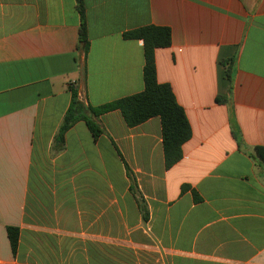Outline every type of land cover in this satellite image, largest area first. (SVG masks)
<instances>
[{"label":"crops","instance_id":"crops-1","mask_svg":"<svg viewBox=\"0 0 264 264\" xmlns=\"http://www.w3.org/2000/svg\"><path fill=\"white\" fill-rule=\"evenodd\" d=\"M83 1L87 51L76 0H0V264H264V0ZM146 26L172 33L155 60L192 129L182 159L166 168L160 118L119 111L54 154L72 85L93 107L144 91L124 34Z\"/></svg>","mask_w":264,"mask_h":264},{"label":"trees","instance_id":"trees-1","mask_svg":"<svg viewBox=\"0 0 264 264\" xmlns=\"http://www.w3.org/2000/svg\"><path fill=\"white\" fill-rule=\"evenodd\" d=\"M76 1L81 17L79 39L82 49L87 51L89 38L84 1ZM124 38L143 41L145 56L144 91L102 106L93 107L85 105L80 100L77 88L72 85L70 87L71 102L55 135L53 153H60L65 149L66 134L78 122H85L94 139H98L104 134V130L97 123V120L102 115L119 111L130 128H135L154 117L160 118L165 166L170 169L182 159V147L192 137V129L186 112L177 102L172 87L169 84H160L157 80L155 52L157 49L171 46V30L165 27L146 26L125 33ZM226 74L231 84L230 68L227 69ZM222 102H227V98H222ZM255 151L264 162V147H256ZM130 189L134 195H137L135 187L131 186ZM139 207L144 219L147 220V205L140 200ZM7 232L12 251L16 254L20 229L10 226L7 228Z\"/></svg>","mask_w":264,"mask_h":264}]
</instances>
